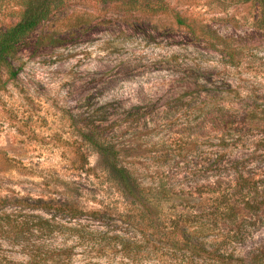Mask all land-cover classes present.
I'll return each mask as SVG.
<instances>
[{
    "label": "rangeland",
    "instance_id": "374dc122",
    "mask_svg": "<svg viewBox=\"0 0 264 264\" xmlns=\"http://www.w3.org/2000/svg\"><path fill=\"white\" fill-rule=\"evenodd\" d=\"M17 1L0 0V29L16 22ZM165 1L193 35L170 16L63 0L53 23L34 34L58 29L59 46L33 39L13 60L15 78L0 69V197L46 200L69 186L85 208L112 203V190L94 174L98 154L83 140L103 133L123 145L122 165L145 181L166 175L191 201L246 181L264 203L258 10L252 1ZM81 223L91 236L68 240L75 245L70 264H170L153 255L124 259L110 238L126 227L111 218ZM250 225L239 256L264 247V219ZM3 248L11 259L23 258L18 247Z\"/></svg>",
    "mask_w": 264,
    "mask_h": 264
},
{
    "label": "trees",
    "instance_id": "16d2710c",
    "mask_svg": "<svg viewBox=\"0 0 264 264\" xmlns=\"http://www.w3.org/2000/svg\"><path fill=\"white\" fill-rule=\"evenodd\" d=\"M95 1L144 18L170 16L193 35L192 25L165 0ZM241 1L255 4L258 23L264 30V0ZM17 2L21 9L16 22L0 29V69L9 73L11 79L17 75L13 60L33 39L46 41L50 46H59L63 41L58 29L34 36L41 26L53 23L63 0ZM83 140L98 154V173L94 168L91 171L110 187L114 201L85 208L77 189L69 186L46 200L0 197V264H70L75 245L69 246L68 240L77 244L91 236L81 223L87 216L95 222L111 218L126 227L124 233L117 231L110 240L112 249L119 248L130 263L153 255L170 264H264V247L245 256L237 255L235 250L243 243L246 228L264 219V203L246 181L232 191H213L191 201L184 190L177 191L169 183L166 175L155 173L145 181L139 173L122 165L124 147L120 142L103 133ZM232 195H238L240 201L226 199ZM60 238L61 244L55 245L54 241ZM4 243L18 247L23 258L11 259Z\"/></svg>",
    "mask_w": 264,
    "mask_h": 264
}]
</instances>
